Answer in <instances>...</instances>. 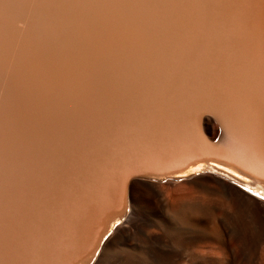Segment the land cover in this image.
<instances>
[{
  "label": "bare ground",
  "instance_id": "bare-ground-1",
  "mask_svg": "<svg viewBox=\"0 0 264 264\" xmlns=\"http://www.w3.org/2000/svg\"><path fill=\"white\" fill-rule=\"evenodd\" d=\"M111 3L0 0V264H264V0Z\"/></svg>",
  "mask_w": 264,
  "mask_h": 264
},
{
  "label": "rangeland",
  "instance_id": "rangeland-1",
  "mask_svg": "<svg viewBox=\"0 0 264 264\" xmlns=\"http://www.w3.org/2000/svg\"><path fill=\"white\" fill-rule=\"evenodd\" d=\"M58 1L62 4H64L70 11L75 13V15L73 17L82 18V19L87 18L91 21L96 22L99 26H102L107 20L113 19L115 17V14L119 11L111 3V0H104L105 4H103V16L101 19L100 15H99V6H100L99 0H58ZM30 2H31V0H18L17 7L13 10V16L11 18V21H13L17 24V22L19 20L30 19V21H31L30 28L36 27L35 29H37V28L43 29V24H44L43 21L44 20L38 12L39 0H38V4L36 6V9L33 13L30 10ZM17 44H18V39H14L12 41V45L14 47H16ZM212 165H213V167H212L213 169L211 170V172L208 171L210 173L220 174L222 176H225V177L231 178V179H233V178L243 179L242 175L235 173V171L232 172L231 170L228 169L229 167L224 169L225 167L223 168L222 165H218L216 163H213ZM200 170H201V172L203 171V169L197 170V168H194L191 172L194 174H199V173H201ZM183 175H184L183 173H180L177 176L181 180ZM236 184L238 187L242 188L245 192H247L251 196L253 195L252 193H250L249 191L246 190L245 185H242L239 183H236ZM263 187H264V185H263ZM250 189H253V191L257 190V188H255L254 186L250 187ZM261 190L262 189H259L256 192H262L263 193V190L262 191ZM253 197H255L257 199L259 198V200L262 199L261 201H264V193H263V196H261V197H257L255 195H253ZM119 222H117L116 224L118 225Z\"/></svg>",
  "mask_w": 264,
  "mask_h": 264
}]
</instances>
